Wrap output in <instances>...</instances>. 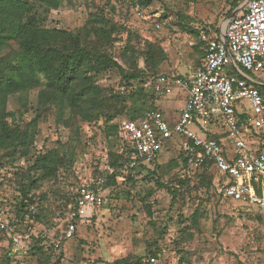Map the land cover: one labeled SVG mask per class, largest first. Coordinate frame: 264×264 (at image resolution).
Returning <instances> with one entry per match:
<instances>
[{
    "label": "rangeland",
    "instance_id": "obj_1",
    "mask_svg": "<svg viewBox=\"0 0 264 264\" xmlns=\"http://www.w3.org/2000/svg\"><path fill=\"white\" fill-rule=\"evenodd\" d=\"M60 1L57 10H47L30 0V15H35L43 27L75 32L86 26L92 15L103 12L134 35L131 45L138 50L147 42L159 43L164 48L168 60L161 66V74H170L174 64L178 69H185L186 65L195 69L202 58L198 45L195 53L186 51L192 50L188 45L190 37L178 28L177 14L190 18L192 29L210 26L222 29L236 10L231 11L228 0H157L149 8L141 7L136 0ZM164 7L173 15L167 26L157 29L154 21ZM139 11L141 16L137 15ZM122 46L123 41L116 42L112 52L127 68L121 57ZM9 51H1L0 58ZM139 66L145 67L143 58L139 59ZM247 74L264 88V73ZM149 76V79L154 77L151 73ZM96 82L116 94L122 84L121 75L114 67L98 76ZM43 88L42 85L27 93L8 96L6 113H14L16 123L25 127L36 116L33 107ZM186 98L183 93L161 97L155 101V106L174 124L179 119V110L187 104ZM22 99L28 100L27 109ZM244 104L248 110L249 104ZM39 116L29 156L11 162L0 155V202L8 212H15V198L22 184L34 181L38 186L32 188L28 196L39 208L30 206L33 213L25 215V220L19 224V235L28 239L23 238L21 246L15 247L12 264H47L39 254H21L19 247L25 245L28 249L33 237L43 236L47 240L45 251L51 252L50 245L61 235L64 218L85 181L94 177L97 170L107 177L116 174L114 171L109 175L105 171L111 167L108 155L115 147L105 138L103 122L88 124L72 118L67 111L65 121H60L52 106ZM127 119L126 115H121L113 124L121 126ZM188 128L205 137L204 126L189 124ZM254 140L253 148L264 151V140ZM182 141L184 138L176 135L161 151L150 171L138 174L123 168L117 172L107 188L106 204L94 219L78 224L75 238L64 242L59 264H108L124 258L130 261L143 258L153 264H264V212L240 202L223 201L212 186H202L198 176L175 198L157 183L171 189L178 186L180 174L176 163ZM47 151H58L64 159L63 166L51 178L42 171H30L35 158ZM6 250H9L8 244L0 239V256Z\"/></svg>",
    "mask_w": 264,
    "mask_h": 264
},
{
    "label": "trees",
    "instance_id": "obj_2",
    "mask_svg": "<svg viewBox=\"0 0 264 264\" xmlns=\"http://www.w3.org/2000/svg\"><path fill=\"white\" fill-rule=\"evenodd\" d=\"M35 1L47 10H57L61 5L60 0ZM136 1L141 7L149 8L157 0ZM228 2L231 11H234L246 0H228ZM30 5V0H0V52L10 50L6 56L0 58V155L2 153V156L9 158L11 162L28 157L36 138L39 113L41 114L44 109L52 106L60 121H65L67 111L72 118L88 124L104 123L105 138L115 147L109 152L108 165L117 174L130 161L133 150L122 142L119 136L120 126L113 124V120L121 115H126L127 120H139L147 111L159 110L155 106L158 98L147 84L155 81L160 75H167L159 73L161 66L168 60L166 51L156 42H147L141 51L138 50L131 45L130 40L134 35L103 12L92 15L86 26L72 32L39 25L36 16L30 15ZM172 15L173 12L164 7L160 17L154 21L155 28L157 23L164 20L170 23L168 19ZM177 15L178 28L186 32L191 39L199 41V32L189 27L193 21L182 14ZM214 29L218 34L221 32L219 28ZM205 30H208L207 27ZM118 41H123L121 57L127 68L116 60L112 52ZM197 47V51L204 58L203 45L199 43ZM140 58H143L145 64L143 68L139 66ZM112 67L119 71L121 86L128 88L127 93L121 94L118 90L116 94L112 90L103 89L96 82L98 76ZM150 73L154 76L151 79H149ZM42 85L44 88L39 92L36 105L33 107L36 116L23 127L16 123L14 113H6V100L10 95L27 93ZM258 88L264 95V88L262 86ZM21 101L27 109L28 100L22 99ZM10 120L13 122L11 123ZM208 137L221 139V136L212 133H209ZM157 159L158 157L152 165ZM184 160V155L179 153L176 163L178 168ZM63 163L64 159L58 151H47L35 158L30 171H42L51 178L56 175ZM151 169L152 166H143L134 171L140 174ZM97 171L94 177L103 175L102 171ZM154 172L155 170L152 173ZM116 174L111 177L106 176L107 188L111 180L115 179ZM197 176L201 177L202 186L213 187L215 178L213 171L201 170ZM178 179V186L172 189L165 184H160L159 181L157 183L162 188L168 189L175 198L192 182V178L188 177ZM37 187L34 181L22 184L19 195L15 198L17 200L16 210L15 212L9 211L17 234L20 231V222L26 218L25 215L31 216L33 213L32 208L29 207L35 205L38 207L37 202L28 196L31 189ZM75 202L76 199L73 204ZM0 206H4L3 202H0ZM257 211L264 212L260 209ZM66 219L67 214L61 231L67 227ZM11 236L9 231H0V239L7 243L9 248L0 256L2 264H12L13 261L12 254L15 252V247ZM46 241V237L43 238V236L33 237V243L25 253L32 256L39 254L47 264H59L62 253L56 255L53 252V244L50 245L51 252H46ZM21 254L24 253L21 251ZM108 264H153V262L143 258L132 261L124 258Z\"/></svg>",
    "mask_w": 264,
    "mask_h": 264
},
{
    "label": "built area",
    "instance_id": "obj_3",
    "mask_svg": "<svg viewBox=\"0 0 264 264\" xmlns=\"http://www.w3.org/2000/svg\"><path fill=\"white\" fill-rule=\"evenodd\" d=\"M165 26L166 20L156 24L157 29ZM197 30L199 41L190 38L188 45H203L204 58L193 77L187 80L179 74L160 75L147 84L157 98L186 93L187 104L179 110L177 122L171 124L162 111L150 110L139 120L121 123L119 136L133 150L125 170L151 167L178 135L184 138L179 146V153L185 157L178 170L181 178L196 177L201 170L213 171L217 196L264 211V153L253 148L254 138L264 137V95L247 74L264 73V0H250L240 14L226 22L221 34ZM118 90L121 94L128 92L126 86ZM189 124L204 126L205 137L190 130ZM209 133L221 139H210ZM105 171L114 173L111 167ZM106 193L105 175L85 181L67 213L66 229L52 243L56 255H61L65 241L75 238L80 222L98 214L106 204ZM0 231L12 234L14 247L21 246L23 238L28 239L16 233L8 210L2 206ZM19 248L25 253L27 246Z\"/></svg>",
    "mask_w": 264,
    "mask_h": 264
},
{
    "label": "crops",
    "instance_id": "obj_4",
    "mask_svg": "<svg viewBox=\"0 0 264 264\" xmlns=\"http://www.w3.org/2000/svg\"><path fill=\"white\" fill-rule=\"evenodd\" d=\"M203 28V27H202ZM203 29H205V28H203ZM209 30H211V31H213L214 33H216V34H218L217 32H216V30L213 28V27H211L210 26V28H208ZM194 30H196V29H194ZM221 30V32L219 33V34H221L222 32H223V29H220ZM198 31V30H197ZM199 32V31H198ZM197 45H199V44H196V46ZM195 46V47H196ZM195 47H193L192 48V50H186V51H188V53L189 54H191V53H195ZM202 63H203V58H201L200 59V63H199V65L194 69V68H192V66H190V65H186V68L185 69H183V68H180V69H178L177 67V64L175 65L174 64V67L173 68H170V70H171V73L170 74H179L180 72H182L181 74H182V76L183 77H185L187 80H190L192 77H193V75H194V73L197 71V70H199L200 68H201V66H202ZM178 69V70H177ZM177 70V71H176ZM172 71H174V72H172ZM180 71V72H179ZM170 74H167V75H170ZM181 74H179V75H181ZM260 86V85H259ZM181 93H183V92H181ZM185 94V98L187 97L186 96V93H183V95ZM186 100H187V98H186ZM256 138H260L262 141L264 140V137L263 136H256L255 137V139ZM264 145V143L262 144V146ZM227 146L229 147V150L231 149V145L230 144H228L227 143ZM260 151H262L263 153H264V151L262 150V149H260Z\"/></svg>",
    "mask_w": 264,
    "mask_h": 264
},
{
    "label": "water",
    "instance_id": "obj_5",
    "mask_svg": "<svg viewBox=\"0 0 264 264\" xmlns=\"http://www.w3.org/2000/svg\"><path fill=\"white\" fill-rule=\"evenodd\" d=\"M250 0H246V2L245 3H243L241 6H239L233 13H232V15L228 18V20H230V19H232L233 17H235V16H237L238 14H240L243 10H244V8H245V6L247 5V3L249 2ZM227 20V21H228ZM222 29H224V27L222 28Z\"/></svg>",
    "mask_w": 264,
    "mask_h": 264
}]
</instances>
